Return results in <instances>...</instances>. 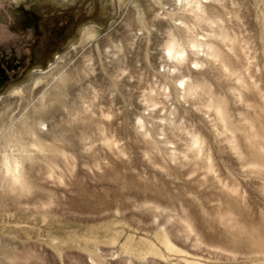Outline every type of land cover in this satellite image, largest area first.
Returning <instances> with one entry per match:
<instances>
[{
	"label": "rangeland",
	"instance_id": "1",
	"mask_svg": "<svg viewBox=\"0 0 264 264\" xmlns=\"http://www.w3.org/2000/svg\"><path fill=\"white\" fill-rule=\"evenodd\" d=\"M0 264H264V0H0Z\"/></svg>",
	"mask_w": 264,
	"mask_h": 264
},
{
	"label": "bare ground",
	"instance_id": "2",
	"mask_svg": "<svg viewBox=\"0 0 264 264\" xmlns=\"http://www.w3.org/2000/svg\"><path fill=\"white\" fill-rule=\"evenodd\" d=\"M183 6L189 7L191 10H198L200 9L202 5V0H179ZM168 52L171 54L173 51V48L170 46L167 48ZM178 55H182V52H175L172 54V56L177 57Z\"/></svg>",
	"mask_w": 264,
	"mask_h": 264
}]
</instances>
